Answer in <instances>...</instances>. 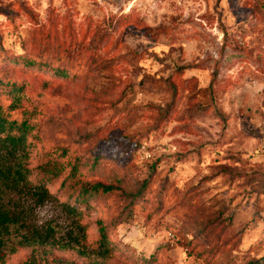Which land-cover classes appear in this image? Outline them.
<instances>
[{
  "label": "rangeland",
  "instance_id": "374dc122",
  "mask_svg": "<svg viewBox=\"0 0 264 264\" xmlns=\"http://www.w3.org/2000/svg\"><path fill=\"white\" fill-rule=\"evenodd\" d=\"M16 96L30 167L65 168L37 228L72 243L62 203L111 190L83 245L0 264H264V0H0V105Z\"/></svg>",
  "mask_w": 264,
  "mask_h": 264
},
{
  "label": "trees",
  "instance_id": "16d2710c",
  "mask_svg": "<svg viewBox=\"0 0 264 264\" xmlns=\"http://www.w3.org/2000/svg\"><path fill=\"white\" fill-rule=\"evenodd\" d=\"M25 66L33 65L24 61ZM63 74V73H59ZM13 90L16 85L12 84ZM20 97L8 107L0 105V262H4L8 254L16 253L22 248L59 247L72 250L83 245L87 239V227L80 223L82 216L89 211L88 201L93 194L100 190L109 192L111 188L100 184H85L81 195L76 198L77 204L63 202L64 211L72 218H77L73 224L75 235L70 236L71 242H60L55 231L37 228L33 222L34 211L47 201L57 199L50 191V187L63 176V165L44 164L36 168L30 167L32 157V143L35 139L36 128L28 120L18 121L11 117V112L20 108ZM77 173L73 166L70 173L61 184L60 191L65 190L68 180ZM96 253L100 257H107L112 253L107 231L99 230ZM28 264H39L35 258ZM60 264V263H54Z\"/></svg>",
  "mask_w": 264,
  "mask_h": 264
}]
</instances>
